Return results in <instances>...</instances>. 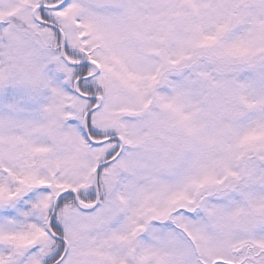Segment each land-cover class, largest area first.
<instances>
[{
  "label": "snow or ice",
  "instance_id": "1",
  "mask_svg": "<svg viewBox=\"0 0 264 264\" xmlns=\"http://www.w3.org/2000/svg\"><path fill=\"white\" fill-rule=\"evenodd\" d=\"M0 264H264V0H0Z\"/></svg>",
  "mask_w": 264,
  "mask_h": 264
}]
</instances>
